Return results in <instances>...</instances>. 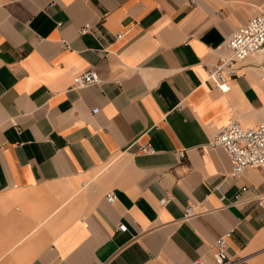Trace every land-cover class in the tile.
Masks as SVG:
<instances>
[{
	"label": "crops",
	"instance_id": "obj_1",
	"mask_svg": "<svg viewBox=\"0 0 264 264\" xmlns=\"http://www.w3.org/2000/svg\"><path fill=\"white\" fill-rule=\"evenodd\" d=\"M263 6L0 0V264H212L224 234L235 264H264V168L231 177L206 147L262 121V59L225 93L204 69ZM87 71L98 83L71 88Z\"/></svg>",
	"mask_w": 264,
	"mask_h": 264
},
{
	"label": "built area",
	"instance_id": "obj_2",
	"mask_svg": "<svg viewBox=\"0 0 264 264\" xmlns=\"http://www.w3.org/2000/svg\"><path fill=\"white\" fill-rule=\"evenodd\" d=\"M88 29V25H83L78 34H82ZM119 37L120 34L115 35L116 39ZM223 49L224 53L214 65L204 67L206 81L221 93L228 91L227 80L236 74V65L247 57L260 56L264 69V6L255 15L251 16L246 23L232 31L225 40ZM97 83L96 74L93 71H87L72 80L71 88L86 87ZM262 95L264 97V79ZM262 108L264 113V104ZM206 147L209 150L220 148L226 153L232 165L231 177L237 178L240 173L250 167L264 168V117L258 124L249 127H242L234 121L230 122L213 135L206 143ZM138 151L147 155L154 153L153 149L146 144L139 145ZM176 156L182 158L183 151H177ZM256 200L257 206L264 209V206L261 205L262 200L260 198ZM105 201L111 204L114 201L113 195L107 194ZM169 201L170 199L165 196L158 201V204L163 207ZM193 216V209L190 206H185L182 220ZM119 229H122V227H119ZM227 239L228 234H224L213 241L212 264H235V261L229 259L224 252ZM192 264L204 263L197 260Z\"/></svg>",
	"mask_w": 264,
	"mask_h": 264
}]
</instances>
